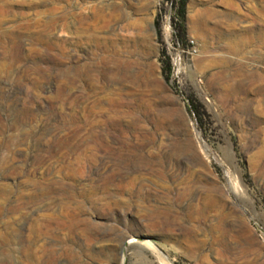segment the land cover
<instances>
[{"label":"rangeland","instance_id":"374dc122","mask_svg":"<svg viewBox=\"0 0 264 264\" xmlns=\"http://www.w3.org/2000/svg\"><path fill=\"white\" fill-rule=\"evenodd\" d=\"M70 1L0 0V264H264V0Z\"/></svg>","mask_w":264,"mask_h":264},{"label":"trees","instance_id":"16d2710c","mask_svg":"<svg viewBox=\"0 0 264 264\" xmlns=\"http://www.w3.org/2000/svg\"><path fill=\"white\" fill-rule=\"evenodd\" d=\"M173 9L174 15L170 19V28L172 30V36L174 39L175 46L186 47V33L184 28L185 19V5L186 0H164ZM156 30L159 34L160 26L155 23ZM172 73V67L170 63V58L166 55L165 51L161 52V76L168 82ZM186 102L188 105V111L190 112L193 120L197 126L201 127L206 119V114L200 111V106L195 104L194 100L186 97Z\"/></svg>","mask_w":264,"mask_h":264},{"label":"bare ground","instance_id":"6f19581e","mask_svg":"<svg viewBox=\"0 0 264 264\" xmlns=\"http://www.w3.org/2000/svg\"><path fill=\"white\" fill-rule=\"evenodd\" d=\"M72 1L73 0H71L70 2H71V4H72ZM72 8H74L73 6H72ZM95 8V7H94ZM125 8V7H124ZM75 9V8H74ZM109 9V8H108ZM100 11V10H99ZM117 11V10H116ZM115 12V11H114ZM114 12H112V13H114ZM102 13V12H101ZM103 14V13H102ZM72 16V15H71ZM101 16V15H100ZM73 19V22H77V21H83L82 19H80V18H78L76 15H73L72 17H70V19ZM80 19V20H79ZM116 19V15H115V17L113 16V15H110L109 17H106V16H101L100 17V21H101V23H102V29H104V30H107V28H108V26H109V24L111 23V22H113L114 20ZM119 19V18H118ZM85 22V21H84ZM133 24V23H132ZM131 24V25H132ZM138 25V23H135L134 24V26H137ZM130 27V26H129ZM74 28V27H73ZM253 82V81H252ZM263 87V86H262Z\"/></svg>","mask_w":264,"mask_h":264},{"label":"water","instance_id":"95a60500","mask_svg":"<svg viewBox=\"0 0 264 264\" xmlns=\"http://www.w3.org/2000/svg\"><path fill=\"white\" fill-rule=\"evenodd\" d=\"M143 240L142 239H139V242H142Z\"/></svg>","mask_w":264,"mask_h":264}]
</instances>
